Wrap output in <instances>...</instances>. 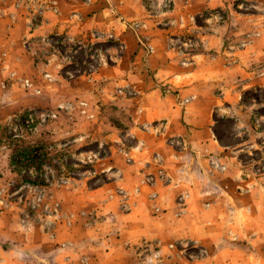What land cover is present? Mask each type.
<instances>
[{"label": "crops", "instance_id": "1", "mask_svg": "<svg viewBox=\"0 0 264 264\" xmlns=\"http://www.w3.org/2000/svg\"><path fill=\"white\" fill-rule=\"evenodd\" d=\"M236 1L260 11L243 18ZM49 2L33 34L114 39L109 60L69 84L131 142L120 164L103 161L104 183L62 192L53 238L0 214V264H136L142 244L162 264H264V190L243 170L251 146L238 133L242 94L264 97V0ZM16 19L12 30H25V15ZM183 33H199L201 49L172 47ZM210 162L227 172L212 175Z\"/></svg>", "mask_w": 264, "mask_h": 264}, {"label": "rangeland", "instance_id": "2", "mask_svg": "<svg viewBox=\"0 0 264 264\" xmlns=\"http://www.w3.org/2000/svg\"><path fill=\"white\" fill-rule=\"evenodd\" d=\"M49 3L0 0V214L10 217L18 227H33L53 238L56 223L65 216L59 206L62 192L104 183L103 161L109 158L120 164L131 140H122L126 133L114 131L115 126L105 129L99 104L79 97L76 86L69 84L81 75L91 74L98 62L108 59L114 39L87 40L83 44L60 34H33L31 29L40 25ZM235 5L243 18L260 11L249 2L236 1ZM229 12L219 15L233 23ZM18 15H25L27 26L25 30L19 27L13 31ZM196 23L199 26L201 20L198 18ZM137 29L134 24L132 30ZM172 39V47L183 55L201 49L199 33H183ZM246 43L242 40L236 45L242 48ZM146 52L151 54V48L146 46ZM240 104L244 105V120L238 130L242 132L239 138L251 148L239 158L243 170L254 179V186L263 191L264 97L260 90H246ZM109 118L107 125L109 120L117 123ZM210 163L215 171L212 175L227 172L226 165ZM214 180L219 182L218 177ZM161 212L153 209L154 214ZM138 251L136 264H162L157 247L142 244Z\"/></svg>", "mask_w": 264, "mask_h": 264}]
</instances>
